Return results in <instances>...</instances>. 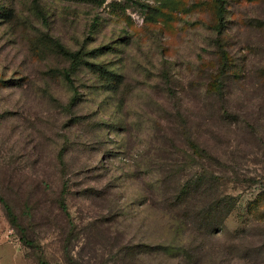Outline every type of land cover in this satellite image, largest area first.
I'll return each mask as SVG.
<instances>
[{"label":"rangeland","instance_id":"rangeland-1","mask_svg":"<svg viewBox=\"0 0 264 264\" xmlns=\"http://www.w3.org/2000/svg\"><path fill=\"white\" fill-rule=\"evenodd\" d=\"M262 21L264 0H226V48L246 68L264 55ZM216 23L213 0H0V192L37 245L21 243L0 204V264H173L162 246L185 206L161 181L173 143L186 148L179 127L227 177L264 184V148L223 121L214 138L204 120ZM224 90L237 111L239 90ZM223 190L235 204L204 244L219 252L248 230L243 244L263 246L264 188Z\"/></svg>","mask_w":264,"mask_h":264},{"label":"trees","instance_id":"trees-1","mask_svg":"<svg viewBox=\"0 0 264 264\" xmlns=\"http://www.w3.org/2000/svg\"><path fill=\"white\" fill-rule=\"evenodd\" d=\"M101 4L104 0H86ZM215 3V15L217 23L215 26V57L206 63L209 70L208 80L204 86V120L208 126V133L212 137L218 135V124L226 122V126L234 124L240 127L243 134L248 136L256 145L264 148V64L260 54L255 63L246 68L245 60L234 57L226 48V0H213ZM264 27V22L255 24ZM69 58L76 60V53L65 51ZM241 56H244L241 55ZM213 60V62H212ZM68 80L69 76H65ZM225 82L234 84L239 90L237 111H230L224 108L226 102ZM246 86L249 88L247 89ZM224 116H221L219 109H222ZM179 125V123H178ZM180 126V125H179ZM184 128V127H183ZM180 129V136L183 137L186 148L181 143H173L175 149L171 164L174 172L161 183L171 180L175 190L172 192L171 203L174 207L184 205L183 213L175 214L173 219L182 218L184 221H172L170 231L173 230L174 239H171L170 246H162L166 250L171 249L173 264H234L235 260L242 261V264H257V258L264 262V245L253 246L252 243L244 245L243 242L250 236L247 230H241L230 234L231 243L223 250L215 251L216 248L204 244V241L217 237L222 230L224 221L232 211L235 200L231 195L224 192L227 182L241 184L243 189L256 186L257 182L264 188L262 181H255L253 178H230L222 173L225 167L224 160L220 159L212 147L200 144L194 135ZM178 129L176 132L178 133ZM201 159V161L198 160ZM186 162V163H183ZM193 168L192 174H181L183 167ZM196 169V171H195ZM221 170V171H220ZM233 172V171H232ZM0 204L3 207L8 223L18 231L19 240L29 249L37 245L34 239L27 235L31 225L20 226L14 213L12 205L0 192ZM192 234L198 238V243L193 247L186 245L185 234ZM237 242L239 247L235 248ZM251 242V241H250ZM191 243V242H190ZM158 246V250H162ZM254 253V254H252ZM256 256V257H254ZM43 264L45 261L42 260Z\"/></svg>","mask_w":264,"mask_h":264}]
</instances>
